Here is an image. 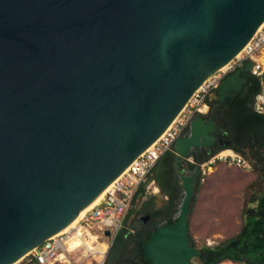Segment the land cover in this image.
<instances>
[{
  "label": "water",
  "instance_id": "1",
  "mask_svg": "<svg viewBox=\"0 0 264 264\" xmlns=\"http://www.w3.org/2000/svg\"><path fill=\"white\" fill-rule=\"evenodd\" d=\"M263 20L264 0H0V264L33 262ZM248 70L228 74L216 99L235 98ZM221 136L213 116L198 115L176 158ZM198 169L180 174L176 220L144 243L151 264L200 255L188 242Z\"/></svg>",
  "mask_w": 264,
  "mask_h": 264
},
{
  "label": "built area",
  "instance_id": "2",
  "mask_svg": "<svg viewBox=\"0 0 264 264\" xmlns=\"http://www.w3.org/2000/svg\"><path fill=\"white\" fill-rule=\"evenodd\" d=\"M246 62H249V72L259 79L264 93V20L243 48L201 83L168 127L131 161L112 182V186L102 198L89 208L73 227L48 237L31 251L33 261L37 264H102L109 245L123 225L141 183L157 160L174 148L177 138L188 133L190 123L196 116L208 113L207 100L216 96L220 82L228 74L242 68ZM220 161L233 164L242 170H251L252 167L239 153L223 154L222 151H218L198 164L199 181H203L215 163ZM80 229L88 230L96 236L92 248L82 241L75 247L70 246L69 241ZM105 231L109 234L106 235ZM101 238L107 241L103 242Z\"/></svg>",
  "mask_w": 264,
  "mask_h": 264
},
{
  "label": "rangeland",
  "instance_id": "3",
  "mask_svg": "<svg viewBox=\"0 0 264 264\" xmlns=\"http://www.w3.org/2000/svg\"><path fill=\"white\" fill-rule=\"evenodd\" d=\"M252 105L255 110L264 112L262 90ZM253 158L257 160L264 158V149L247 150L245 159L250 161ZM257 172H261L264 178V163H257L251 171H243L228 162H216L203 181H199L197 189L193 190L189 204L188 233L194 239L197 250L207 249L210 254L214 253L217 256L235 254L237 258L240 257L239 262L224 260L217 264H264V236L259 234L258 228L242 226L243 222L248 223L250 220L247 218L251 213L249 211L251 205L264 209V185L262 193H259L260 188L253 186ZM141 202L140 196L135 199L134 208L128 212L121 229L142 225L139 216L144 215L145 211L141 212ZM150 218L151 216L147 218V223ZM91 235L92 237L89 236L85 240H95L94 234ZM101 241L107 240L101 238ZM224 241H227V244L223 249L220 251L214 249ZM191 263L199 264L196 257L191 259ZM15 264L35 263L28 261L24 256Z\"/></svg>",
  "mask_w": 264,
  "mask_h": 264
},
{
  "label": "trees",
  "instance_id": "4",
  "mask_svg": "<svg viewBox=\"0 0 264 264\" xmlns=\"http://www.w3.org/2000/svg\"><path fill=\"white\" fill-rule=\"evenodd\" d=\"M246 86V91L242 89L235 98L231 99L228 103L220 102L217 99L210 102L208 101V103L213 106L218 104L215 106V111H213L212 116L214 117L216 125L224 129L230 142L227 146L213 147L202 153L201 156L192 154L193 162L186 163L188 174L194 172L195 167L199 163L205 161L224 148L232 149L245 158L247 157V150L254 148L264 149V112L255 110L252 105L255 97L261 92L260 81L256 76L249 73ZM177 164L178 159L176 158L173 148L160 156L146 178H149L152 173H158L160 182L163 186H169L170 190L174 191L175 187L172 183L177 174ZM198 185L199 178L197 177L194 182V190L197 189ZM177 215L176 212L173 218L174 220L165 221L163 224L174 222ZM157 225L159 224H154L152 228L141 225L140 227L134 228L132 232L129 229L120 228L109 245L102 264H151L144 256V243L148 240ZM188 242L190 246L197 249L195 241L189 233ZM226 244L227 241H224L215 246L214 249L220 251ZM199 253V257H196L199 264H217L224 260L239 262L240 260L237 257L227 256L226 254L220 256L214 253L210 254V251L207 249L199 251ZM33 262L37 264L35 261Z\"/></svg>",
  "mask_w": 264,
  "mask_h": 264
},
{
  "label": "crops",
  "instance_id": "5",
  "mask_svg": "<svg viewBox=\"0 0 264 264\" xmlns=\"http://www.w3.org/2000/svg\"><path fill=\"white\" fill-rule=\"evenodd\" d=\"M215 96L209 98L208 101H213ZM209 104V103H208ZM210 106V104H209ZM205 116V115H203ZM221 151H230V152H235L232 149L224 148ZM229 152V153H230ZM237 153V152H236ZM240 154V153H239ZM243 156V155H242ZM244 157V156H243ZM245 158V157H244ZM187 162H193V157L190 155L187 158H181L178 159V164H177V174L174 179V182L172 183L173 186L175 187L174 191H171L169 186H163V184L160 182L159 175L158 173H152L149 179H146L141 183L139 192L137 196L135 197L138 198L140 196L142 202H141V212L145 211V213H148L147 218L151 216L150 221L146 224L145 226H148V228H152V226L156 223L158 224H163L165 221H172L174 220V215L177 212L181 204V200L184 196V190L182 187V180L180 178V174L188 175L187 170H186V163ZM251 163V170L253 169V166H255L257 163H264V158H261V160H257L253 158L252 160L249 161ZM251 170H243V171H251ZM263 174L261 172H257V176L254 180L253 186L254 188H260L259 190L262 193L263 190V185H264V178L262 176ZM198 177V176H197ZM197 179V178H196ZM196 181V180H195ZM194 181V182H195ZM194 186V184H193ZM258 186V187H257ZM150 189V190H149ZM255 190V189H253ZM257 190V189H256ZM255 190V191H256ZM149 192L151 194H149ZM132 203V206L129 211L133 210L134 208V201ZM148 201V202H147ZM147 202V206H143L144 203ZM252 207L249 209L251 213L248 215L247 219H250L248 223L242 224V226L246 228H258L259 234L261 236H264V209L263 207ZM147 220V219H146ZM245 221V219H243ZM254 221V223H253ZM134 227L129 228V230L132 232ZM263 229V230H262ZM243 246V245H242ZM234 257H237L235 254L232 255ZM240 258V257H239Z\"/></svg>",
  "mask_w": 264,
  "mask_h": 264
},
{
  "label": "bare ground",
  "instance_id": "6",
  "mask_svg": "<svg viewBox=\"0 0 264 264\" xmlns=\"http://www.w3.org/2000/svg\"><path fill=\"white\" fill-rule=\"evenodd\" d=\"M223 154H232L233 152H230V151H222ZM230 152V153H229ZM112 186V182L89 204L87 205L85 208H83L79 213L78 215L65 227L63 228L61 231L59 232H64L66 231L67 229H69L70 227H73L79 220V218L89 209L91 208L94 204H96L101 198L102 196L105 194V192ZM91 235V233L88 231V230H79L77 233H76V236H74L70 241V246L71 247H75L80 241L84 242L87 246H89L90 248H92L95 240H91V241H88V240H85V238L89 237ZM95 236V235H94ZM95 239H96V236H95ZM101 246L104 247V245L102 244Z\"/></svg>",
  "mask_w": 264,
  "mask_h": 264
},
{
  "label": "flooded vegetation",
  "instance_id": "7",
  "mask_svg": "<svg viewBox=\"0 0 264 264\" xmlns=\"http://www.w3.org/2000/svg\"><path fill=\"white\" fill-rule=\"evenodd\" d=\"M249 73H250L249 70H248V71H245V72H242V77L246 78L247 81H248ZM247 81H246V84H247ZM246 84H245V85L243 86V88H242V89H244L245 91L247 90V86H246ZM242 89H241V90H242ZM241 90H239L238 93H239ZM238 93H237V94H238ZM230 100H231V99H230ZM230 100H229V101H230ZM229 101H228V102H229ZM228 102H226V103H228ZM217 105H218V104H217ZM217 105H215V106H217ZM215 106H213V105H210V106H209L208 113L204 116L206 119H208L209 117L212 116L213 111H215ZM207 116H208V117H207ZM217 126H218V125H217ZM218 129H219V131L221 132L222 136H221L220 139H217V140L214 142V144H213L209 149H211V148H213V147L223 146L222 144H223L224 142H226L227 140H229V139L227 138V135H226L224 129H223V128H220L219 126H218ZM229 142H230V141H229ZM209 149H208V148H201V149L199 150V152H196V150L193 149L192 154H193V155H196V156H201L202 153H204L205 151H207V150H209ZM192 154H191V155H192ZM147 202H148V201H147ZM147 202H145L143 206H147V204H148ZM146 215H148V213H145L144 215H140V216H139V219H140L142 225L146 224V220H144V217H145Z\"/></svg>",
  "mask_w": 264,
  "mask_h": 264
}]
</instances>
